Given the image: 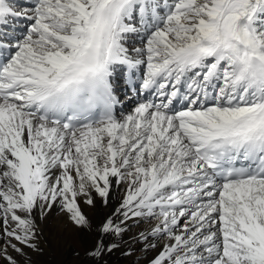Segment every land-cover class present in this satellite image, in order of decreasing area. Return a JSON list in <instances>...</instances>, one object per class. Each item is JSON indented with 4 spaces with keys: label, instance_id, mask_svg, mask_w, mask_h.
I'll return each instance as SVG.
<instances>
[{
    "label": "snow or ice",
    "instance_id": "obj_1",
    "mask_svg": "<svg viewBox=\"0 0 264 264\" xmlns=\"http://www.w3.org/2000/svg\"><path fill=\"white\" fill-rule=\"evenodd\" d=\"M53 208L92 264H264V0H0V264Z\"/></svg>",
    "mask_w": 264,
    "mask_h": 264
},
{
    "label": "bare ground",
    "instance_id": "obj_2",
    "mask_svg": "<svg viewBox=\"0 0 264 264\" xmlns=\"http://www.w3.org/2000/svg\"><path fill=\"white\" fill-rule=\"evenodd\" d=\"M137 100L138 99L132 98L127 104H123L122 109L124 112L126 113L127 111L132 110ZM117 196L118 193L113 191V197L116 198ZM112 203H115V199ZM109 210L108 207H105L99 201L95 207H86L84 209L86 216H88L93 223L102 219ZM146 227L147 225L145 224H141L139 227L133 224L130 232L125 234L123 245L125 250H131V255H124L119 251L113 252L110 256L106 257L107 264H147L148 258L153 255L152 251L148 250L147 253H145L143 248H139L138 245L132 242L133 234L143 231ZM40 228L44 235V238H40L39 236L38 247L42 250V252H39L40 254H46L43 250L46 246L44 245L46 244V241L44 242L43 240L56 239L57 241H53V245L57 247V250L55 249L53 252L56 264H92V262L85 256V251L89 249L96 240L93 231L78 228L68 220L67 216L58 212L56 208L52 209L47 217V221L44 222V224H40ZM25 251L27 253L32 252L27 249ZM24 260H26V258L22 257L20 263Z\"/></svg>",
    "mask_w": 264,
    "mask_h": 264
},
{
    "label": "rangeland",
    "instance_id": "obj_3",
    "mask_svg": "<svg viewBox=\"0 0 264 264\" xmlns=\"http://www.w3.org/2000/svg\"><path fill=\"white\" fill-rule=\"evenodd\" d=\"M46 220H44L43 222H41V224L44 222H46ZM46 224V223H45ZM40 238H44L43 233H41ZM52 240V241H51ZM46 244L44 247V252H46V254H40L39 252H42V250L39 249V251H32L31 253H28V255L26 257V260L22 261L20 264H56V260L53 257V252L55 251V249L57 250V247L53 245V241H57L56 239H48V240H43ZM50 243V244H49ZM47 247V248H46ZM52 248V249H51ZM49 252H48V251ZM52 253V254H51ZM40 256V257H39ZM45 256V257H44ZM42 257V258H41ZM20 258V259H19ZM36 258V259H35ZM46 258V259H45ZM17 259L19 261L22 260V257H17ZM38 259V260H37ZM31 260V261H30ZM36 260V261H35ZM52 261V262H50Z\"/></svg>",
    "mask_w": 264,
    "mask_h": 264
}]
</instances>
